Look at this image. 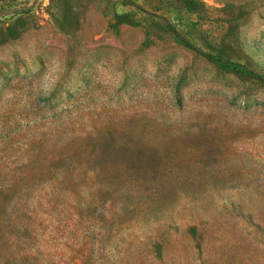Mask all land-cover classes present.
I'll use <instances>...</instances> for the list:
<instances>
[{
	"label": "rangeland",
	"instance_id": "374dc122",
	"mask_svg": "<svg viewBox=\"0 0 264 264\" xmlns=\"http://www.w3.org/2000/svg\"><path fill=\"white\" fill-rule=\"evenodd\" d=\"M0 264H264V0H0Z\"/></svg>",
	"mask_w": 264,
	"mask_h": 264
},
{
	"label": "trees",
	"instance_id": "16d2710c",
	"mask_svg": "<svg viewBox=\"0 0 264 264\" xmlns=\"http://www.w3.org/2000/svg\"><path fill=\"white\" fill-rule=\"evenodd\" d=\"M126 134L124 132H119L117 134H112L110 132H98L96 133V143L93 146V151L96 154L109 155L117 150H121L122 147H125L123 143ZM111 165V169H112ZM142 167V168H141ZM140 173V174H139ZM145 171L143 165L138 167L137 171H134L129 176H125L128 181H132V185L136 189L141 190L140 176H144Z\"/></svg>",
	"mask_w": 264,
	"mask_h": 264
}]
</instances>
